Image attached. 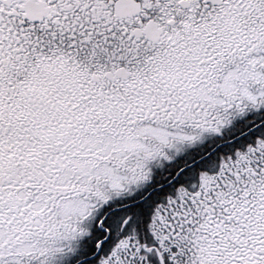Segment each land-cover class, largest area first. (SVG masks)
<instances>
[{"label":"snow or ice","instance_id":"6c2138e0","mask_svg":"<svg viewBox=\"0 0 264 264\" xmlns=\"http://www.w3.org/2000/svg\"><path fill=\"white\" fill-rule=\"evenodd\" d=\"M0 264H264V0H0Z\"/></svg>","mask_w":264,"mask_h":264}]
</instances>
